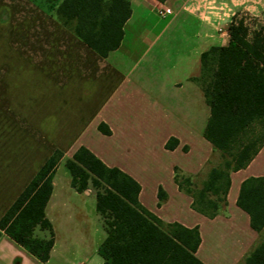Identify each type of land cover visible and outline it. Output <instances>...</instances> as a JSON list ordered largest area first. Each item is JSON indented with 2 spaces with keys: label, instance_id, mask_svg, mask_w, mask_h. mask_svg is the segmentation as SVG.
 <instances>
[{
  "label": "crops",
  "instance_id": "0c3cea01",
  "mask_svg": "<svg viewBox=\"0 0 264 264\" xmlns=\"http://www.w3.org/2000/svg\"><path fill=\"white\" fill-rule=\"evenodd\" d=\"M129 1L132 14L121 45L106 57L58 19L48 20L33 49L19 38V59L41 78L30 102V95L1 97L0 218L55 150L64 157L45 209L55 233L49 260L1 231L0 264H104L99 247L107 231L96 193L73 187L65 165L81 146L134 177L140 202L158 217L199 226L197 256L206 264H243L264 236L237 203L246 178L264 177V147L231 173L226 211L214 218L195 210L193 197L174 179L175 167L198 174L214 154L203 134L210 106L194 79L203 51L229 42L235 18L264 32V0ZM166 8L171 13L160 14ZM172 137L179 143L168 149ZM160 188L167 193L163 201ZM35 235L49 238V231L37 227Z\"/></svg>",
  "mask_w": 264,
  "mask_h": 264
},
{
  "label": "trees",
  "instance_id": "16d2710c",
  "mask_svg": "<svg viewBox=\"0 0 264 264\" xmlns=\"http://www.w3.org/2000/svg\"><path fill=\"white\" fill-rule=\"evenodd\" d=\"M131 14L129 0H61L55 9L56 19L104 57L121 45ZM229 35L226 45L203 51L200 75L194 77L210 106L203 134L214 154L200 173L175 167L174 176L180 190L193 197V208L210 218L226 211L231 173L247 167L264 147V32L235 18ZM100 129L111 133L104 123ZM178 143L172 137L166 147L174 149ZM63 157L61 150H55L0 218V233H7L43 262L49 260L55 241L45 209ZM65 165L73 187L96 193L107 231L99 247L104 264H206L197 256L202 241L199 226L166 222L147 209L139 200L141 184L130 174L108 166L85 146ZM159 198H167L162 188ZM237 203L250 215L252 228L262 233L264 177L246 178ZM37 227L47 229L49 238L37 237ZM243 264H264V236Z\"/></svg>",
  "mask_w": 264,
  "mask_h": 264
},
{
  "label": "rangeland",
  "instance_id": "374dc122",
  "mask_svg": "<svg viewBox=\"0 0 264 264\" xmlns=\"http://www.w3.org/2000/svg\"><path fill=\"white\" fill-rule=\"evenodd\" d=\"M60 1L0 0V108L6 94L14 99L30 95L32 100L34 83L41 77L19 59L17 48L23 38L27 48H34L35 36L48 26L49 19H56Z\"/></svg>",
  "mask_w": 264,
  "mask_h": 264
},
{
  "label": "built area",
  "instance_id": "2783aa9c",
  "mask_svg": "<svg viewBox=\"0 0 264 264\" xmlns=\"http://www.w3.org/2000/svg\"><path fill=\"white\" fill-rule=\"evenodd\" d=\"M167 13H171V9L170 8L160 9V14H167Z\"/></svg>",
  "mask_w": 264,
  "mask_h": 264
}]
</instances>
